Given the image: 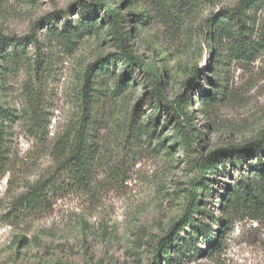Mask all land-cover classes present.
Wrapping results in <instances>:
<instances>
[{
    "label": "rangeland",
    "instance_id": "1",
    "mask_svg": "<svg viewBox=\"0 0 264 264\" xmlns=\"http://www.w3.org/2000/svg\"><path fill=\"white\" fill-rule=\"evenodd\" d=\"M238 1L0 0V264H264L259 159L204 168L264 145V47L209 38Z\"/></svg>",
    "mask_w": 264,
    "mask_h": 264
},
{
    "label": "trees",
    "instance_id": "2",
    "mask_svg": "<svg viewBox=\"0 0 264 264\" xmlns=\"http://www.w3.org/2000/svg\"><path fill=\"white\" fill-rule=\"evenodd\" d=\"M101 3L95 4V6L100 5ZM105 7V12L109 19L112 22L113 27V33L114 35L119 36L120 30H119V24L122 22V16L117 11V6H110L109 4H102ZM82 11L80 12L83 19L86 21L84 22L85 26H88V15L85 14V10L87 11L89 8L88 4L83 3L82 5ZM264 6V0H239L236 6L230 8L229 10L225 11V14L222 16L221 22H216L213 27V31L211 35L209 36L210 41H213V38L216 40H223L228 39L230 42V51L231 53L239 58L242 59H252L254 58L257 53L264 47V23L258 27L257 29H254L253 26H249V20L251 19V12L258 11ZM7 38L4 36H0V55L2 54L3 47L6 45ZM125 60L128 64H135L139 65L138 62L133 61L128 55H124ZM93 65H89L86 69L85 74V84L84 89L88 88V82L89 78L93 75ZM124 76L121 77V80H123ZM158 79V78H155ZM155 85H158L159 81L155 80ZM205 94L208 93L207 90L204 91ZM192 121V120H191ZM264 153V145L262 142H256L254 144H249L243 147H234L231 149H227L225 151L216 150L209 154L207 156V159L204 163V168L211 173L214 169H216L217 164L222 162V159L224 156L232 158L235 156L236 160L238 161L239 166L243 162L242 159H244L248 155H254L257 159H259V163L256 164L254 167V171H256L257 176H260L264 178V163L261 162V155ZM79 159V153L75 148H72L68 156L63 160V163H66L67 169L71 170V167L76 165L77 161ZM208 177H204L203 180H207ZM201 184V185H200ZM199 185L203 188H206L208 190L212 189L210 188L209 184H207L204 181L199 182ZM40 184L36 185L34 188L30 189L25 195L26 197L34 198L35 195L38 194ZM239 187L242 188V190L246 194H250L249 190L250 187L247 184H241ZM198 194L197 192H194L193 198H192V208L194 209L195 204L200 201L198 200ZM192 209V210H193ZM191 210V211H192ZM189 217V216H188ZM189 218L186 219V221ZM186 221H184L180 227L185 225ZM179 227V228H180ZM196 227V233H203L205 234L206 230L195 225ZM179 228L176 229L175 232H173V236L169 237L168 239L164 240L163 245V257H165V260L169 262L170 260V247L169 244L171 241L174 240V236L178 233ZM178 242V241H177ZM178 249L182 251L183 244L177 243ZM180 245V246H179Z\"/></svg>",
    "mask_w": 264,
    "mask_h": 264
}]
</instances>
